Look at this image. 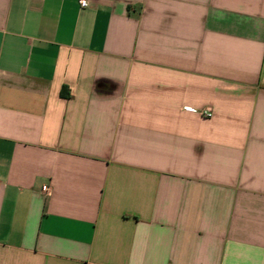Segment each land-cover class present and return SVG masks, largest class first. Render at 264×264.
I'll return each instance as SVG.
<instances>
[{"label":"crops","instance_id":"obj_1","mask_svg":"<svg viewBox=\"0 0 264 264\" xmlns=\"http://www.w3.org/2000/svg\"><path fill=\"white\" fill-rule=\"evenodd\" d=\"M0 264H264V0H0Z\"/></svg>","mask_w":264,"mask_h":264},{"label":"built area","instance_id":"obj_2","mask_svg":"<svg viewBox=\"0 0 264 264\" xmlns=\"http://www.w3.org/2000/svg\"><path fill=\"white\" fill-rule=\"evenodd\" d=\"M78 3H79V5H80V7L82 8V9H85V8H88L89 7V5H90V0H78ZM203 116L204 117H207V118H211L212 117V113H211V111H205L204 113H203ZM43 192H45V193H49V187H43Z\"/></svg>","mask_w":264,"mask_h":264}]
</instances>
